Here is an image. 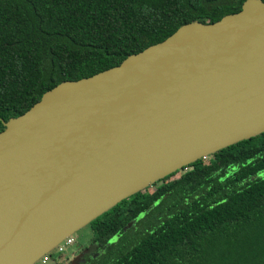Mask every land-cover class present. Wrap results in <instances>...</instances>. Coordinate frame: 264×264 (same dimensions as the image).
Returning <instances> with one entry per match:
<instances>
[{"label": "water", "instance_id": "1", "mask_svg": "<svg viewBox=\"0 0 264 264\" xmlns=\"http://www.w3.org/2000/svg\"><path fill=\"white\" fill-rule=\"evenodd\" d=\"M3 125L0 264H35L123 199L264 132V1L61 81Z\"/></svg>", "mask_w": 264, "mask_h": 264}, {"label": "trees", "instance_id": "2", "mask_svg": "<svg viewBox=\"0 0 264 264\" xmlns=\"http://www.w3.org/2000/svg\"><path fill=\"white\" fill-rule=\"evenodd\" d=\"M245 0H0V131L43 93ZM264 1V0H263ZM79 264H264V132L123 199Z\"/></svg>", "mask_w": 264, "mask_h": 264}, {"label": "rangeland", "instance_id": "3", "mask_svg": "<svg viewBox=\"0 0 264 264\" xmlns=\"http://www.w3.org/2000/svg\"><path fill=\"white\" fill-rule=\"evenodd\" d=\"M90 225H86L71 236V243L65 246L59 245L51 254L45 256L44 262L39 260L37 264H79L84 255L95 249L89 244L92 237Z\"/></svg>", "mask_w": 264, "mask_h": 264}, {"label": "built area", "instance_id": "4", "mask_svg": "<svg viewBox=\"0 0 264 264\" xmlns=\"http://www.w3.org/2000/svg\"><path fill=\"white\" fill-rule=\"evenodd\" d=\"M72 241H71V237L67 238L62 244H60L61 246H65V245H68L70 244ZM45 258V257H44ZM44 258H42L41 260L44 262ZM37 264V263H35Z\"/></svg>", "mask_w": 264, "mask_h": 264}, {"label": "flooded vegetation", "instance_id": "5", "mask_svg": "<svg viewBox=\"0 0 264 264\" xmlns=\"http://www.w3.org/2000/svg\"><path fill=\"white\" fill-rule=\"evenodd\" d=\"M77 264V263H76Z\"/></svg>", "mask_w": 264, "mask_h": 264}]
</instances>
